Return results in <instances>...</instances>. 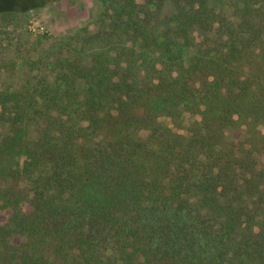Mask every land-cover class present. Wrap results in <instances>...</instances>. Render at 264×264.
Returning <instances> with one entry per match:
<instances>
[{
    "label": "trees",
    "instance_id": "trees-1",
    "mask_svg": "<svg viewBox=\"0 0 264 264\" xmlns=\"http://www.w3.org/2000/svg\"><path fill=\"white\" fill-rule=\"evenodd\" d=\"M171 1L114 56L0 58V264H264V1Z\"/></svg>",
    "mask_w": 264,
    "mask_h": 264
},
{
    "label": "rangeland",
    "instance_id": "rangeland-1",
    "mask_svg": "<svg viewBox=\"0 0 264 264\" xmlns=\"http://www.w3.org/2000/svg\"><path fill=\"white\" fill-rule=\"evenodd\" d=\"M231 1L214 0L217 8L229 7ZM173 5L171 0H0V58L17 62L15 79H20L43 74L57 58L81 52L114 56L116 44L127 43L115 36L116 15L123 7L159 13L163 19Z\"/></svg>",
    "mask_w": 264,
    "mask_h": 264
}]
</instances>
